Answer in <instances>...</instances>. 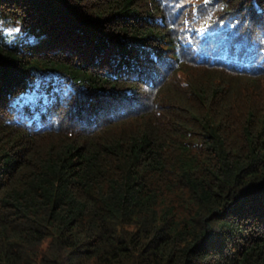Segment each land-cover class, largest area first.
Returning a JSON list of instances; mask_svg holds the SVG:
<instances>
[{
  "label": "trees",
  "instance_id": "obj_1",
  "mask_svg": "<svg viewBox=\"0 0 264 264\" xmlns=\"http://www.w3.org/2000/svg\"><path fill=\"white\" fill-rule=\"evenodd\" d=\"M0 264H264V0H0Z\"/></svg>",
  "mask_w": 264,
  "mask_h": 264
}]
</instances>
